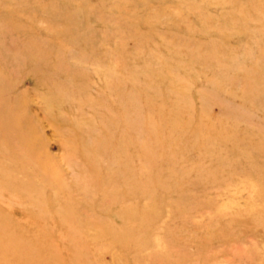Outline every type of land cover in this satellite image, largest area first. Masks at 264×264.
Wrapping results in <instances>:
<instances>
[{
    "label": "rangeland",
    "instance_id": "374dc122",
    "mask_svg": "<svg viewBox=\"0 0 264 264\" xmlns=\"http://www.w3.org/2000/svg\"><path fill=\"white\" fill-rule=\"evenodd\" d=\"M0 264H264V0H0Z\"/></svg>",
    "mask_w": 264,
    "mask_h": 264
}]
</instances>
